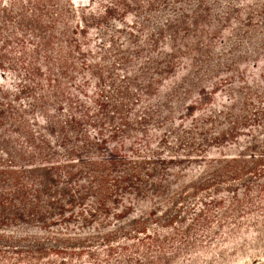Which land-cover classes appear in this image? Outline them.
Segmentation results:
<instances>
[{
  "label": "rangeland",
  "instance_id": "obj_1",
  "mask_svg": "<svg viewBox=\"0 0 264 264\" xmlns=\"http://www.w3.org/2000/svg\"><path fill=\"white\" fill-rule=\"evenodd\" d=\"M13 2L0 0V86H10L12 90L1 102L10 104L16 99V106L20 105L21 111L32 118L29 99L36 96L38 85L23 71L19 53L22 48L30 54L33 43L26 33L18 39L12 37L14 26L21 27L12 13ZM164 2L69 0L77 11L73 16V39L82 50L71 55L69 92L77 94L73 89L80 86L78 71L83 73L81 67L86 61L93 66L90 83L95 75L102 74L105 84L125 86L131 101L126 117L131 122L133 112L139 115V119L135 118L137 124L128 125L124 135L115 139V147L124 140L123 136L140 140L150 137L156 144L160 137L152 132L158 116L170 108L182 112L184 104L206 101L211 92L216 96L207 104L216 108L224 96L237 98L251 80L264 91L260 81L264 78V0ZM90 7L93 12L88 14L85 10ZM86 41L90 44L87 49L82 47ZM7 48L10 56L5 53ZM52 72L56 75V67ZM223 79L227 81L219 83ZM22 85L28 92L17 94ZM104 90V97L114 104L108 87ZM102 112L107 115L104 125L86 129L93 135L99 130L107 135L113 126H118L113 116H108V109ZM62 117L67 119L68 111ZM41 128L52 140L53 130L45 125ZM165 130L160 136L167 135L169 142L173 135L168 133L180 128L170 124ZM226 152L233 153L232 149ZM181 161L173 177L168 171L173 165H167L165 182L158 185V181L149 180L143 187L145 193L133 201V219L139 221V232L144 231L135 237L139 242L122 239H130L129 230L138 227H133L131 218L120 223L121 231L106 243L101 237L82 243H55L41 233L31 239L24 232L35 231L33 227L19 225L16 229L6 228L14 234L0 236V264H264V195L245 194L246 179L213 176L211 167L203 165L204 157ZM145 234L150 238L144 239ZM36 238L39 242H35ZM39 250L43 251L41 257L35 254Z\"/></svg>",
  "mask_w": 264,
  "mask_h": 264
},
{
  "label": "trees",
  "instance_id": "obj_2",
  "mask_svg": "<svg viewBox=\"0 0 264 264\" xmlns=\"http://www.w3.org/2000/svg\"><path fill=\"white\" fill-rule=\"evenodd\" d=\"M12 7L21 26H14L12 37L18 39L26 33L33 43L30 54L22 48L19 54L22 69L38 85V92L29 99L34 113L30 118L20 105L16 106V99L10 104L1 102L12 90L10 86H0V145L5 147H0V236L14 234L6 228L26 225L35 230L24 232L31 239L45 234L55 243H82L99 237L106 243L121 231L118 225L131 218L133 227H138L129 230L130 239H122L139 242L135 237L144 231L139 232V221L133 219V201L145 193L143 187L149 180L158 181V185L165 182L167 165H173L168 168L173 177L184 158L204 157L203 165L211 167L213 176L246 179L245 194L264 195V91L257 83L251 80L249 86L244 84L234 100L224 96L216 108L207 104L215 92L209 93L206 101L184 104L182 112L178 106V110L170 108L156 118L157 126L152 132L160 137L156 144L150 137L140 140L123 136L124 140L115 147V139L124 135L128 125H136L139 115L133 112L131 122L126 117L131 101L125 86L105 84L102 74L95 75L90 83L93 66L86 61L81 67L83 73L78 71L80 86L73 89L77 94L69 92L71 55L82 51L73 39V16L77 11L69 0H14ZM92 10L90 7L85 12L90 14ZM27 26L33 30H26ZM82 47H90L89 41ZM5 51L11 55L9 48ZM218 81L225 83L227 79ZM260 81L264 83V78ZM20 87L17 94L28 92L24 85ZM104 87H108L114 104L104 97ZM103 109L110 111L108 116H113L118 126H113L107 135L100 130L93 135L86 129L104 125L107 115ZM65 111L68 118L64 120ZM144 116L148 117L146 113ZM170 124L180 130L169 132L173 136L167 142V135L160 134ZM42 125L53 130L52 140L40 131ZM140 142L143 148H139ZM228 149L233 153H227ZM148 238L145 234L144 239ZM35 254L41 257L43 251Z\"/></svg>",
  "mask_w": 264,
  "mask_h": 264
}]
</instances>
